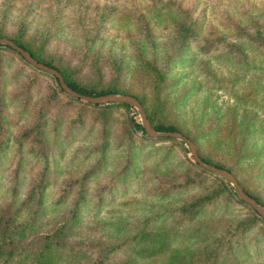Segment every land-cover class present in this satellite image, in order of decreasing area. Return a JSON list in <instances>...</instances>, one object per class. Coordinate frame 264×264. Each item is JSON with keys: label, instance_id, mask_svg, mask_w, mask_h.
<instances>
[{"label": "rangeland", "instance_id": "1", "mask_svg": "<svg viewBox=\"0 0 264 264\" xmlns=\"http://www.w3.org/2000/svg\"><path fill=\"white\" fill-rule=\"evenodd\" d=\"M20 23L53 65L139 96L264 202V0H0V34ZM131 118L68 98L0 48L6 245L34 251L58 233L53 264H166L173 249V264H264V224L185 143L143 138Z\"/></svg>", "mask_w": 264, "mask_h": 264}, {"label": "trees", "instance_id": "2", "mask_svg": "<svg viewBox=\"0 0 264 264\" xmlns=\"http://www.w3.org/2000/svg\"><path fill=\"white\" fill-rule=\"evenodd\" d=\"M24 35H25L24 24L20 23L18 28L16 29V35L14 37L5 36V35H2V34H0V37H5V38L13 41L17 46H19L23 50L27 51L29 53V55L33 59H35L37 62L43 63L44 65L55 69L61 75L64 83L70 89H72L73 91H75V92H77L79 94H83V95H87V96H100V95H106V94H110V93H119V94H124V95H129V96L134 97L139 102V104L141 105L147 120L149 121L151 127L154 130L159 131V132H174V131H176V132H179L182 135H184L186 138H188L194 144L198 157L204 163H206L208 165H212V166L217 167L219 169H224V170L228 171L229 173H231L234 176V178L236 179L237 183L242 188V190L248 196L253 198L258 204H260L262 207H264V202L262 201V199H260V197H258L256 194H254V193L250 192L249 190L245 189L240 184V182L237 180L236 176L231 171V169L227 168L226 166H224L223 164L219 163L218 161H215L214 159H212L209 156L201 155V153L199 152V149L196 146L195 141H194L193 138H191L189 135H187L186 133L181 131L179 129V127H177L176 125H174L172 123H165L161 119V117L157 114V111L152 109L154 107L151 106L150 108H148L145 105L144 100L142 98H140L139 96H137L135 94H130L128 92L120 91V90L113 89V88L97 90V89H95L92 86L80 83L79 81H77L73 77V73L68 68L55 66L49 60H47L45 58V56L41 53V47L33 46L28 40H26L24 38ZM1 47L14 52L22 60V58L15 51L10 49L9 47H4V46L0 45V48ZM27 65L30 66L29 64H27ZM150 67H151V70L153 71L155 77L158 80L162 81L163 78H164L163 72L160 69H158L155 64L150 65ZM44 74H46V73H44ZM46 75H48V74H46ZM51 78L54 80L55 85H56V87H57L59 92H61L64 95H66L68 98H71V99L76 100V101L83 102V101H81V100H79L77 98L69 97L66 93H64L60 89L57 80L54 79L53 77H51ZM155 88H157V85H155ZM84 103H86V102H84ZM86 104L99 107L100 109H107V108L112 107V106H120V107H124L126 109H131V110L133 109V107H131L129 105H126L124 103H108V104H100V105L99 104H91V103H86ZM133 112L136 113V111H134V110H133ZM130 123H131L132 131L138 132L141 135V137H143V138L154 140V141L175 140V139L169 138V137H167V138H152V137H150V136L145 134V131L143 130V128L141 126V122H135L134 119L131 118L130 119ZM179 142L181 144H184V142L181 141V140H179ZM191 161L193 162L192 158H191ZM193 164L196 167H198L194 162H193ZM199 169L201 171L206 172L205 170H203L201 168H199ZM221 181H223V184L225 185V187L227 186L229 188L228 189L229 191L231 190L230 191L231 195L235 199V201H237L241 205H244V206L248 207L241 200H239L237 198V195H236V192L234 190V187L231 188L230 183H228L227 181H224L222 179H221ZM40 189L41 188H40V185L38 183V185L36 187L32 188V191H31L30 194H34L35 192L39 193ZM209 199H210V195H201L199 197H196L188 205L184 206L182 208L181 212L183 214L186 212V213H189L191 215H194L200 209V206L205 201H208ZM248 209L252 212L254 219H258L261 223L264 224V220L263 219H261L259 216H257L249 207H248ZM1 236L2 235H0V264H53V257L50 256L51 255L50 252H51V248L55 244L54 243L55 239L58 237V233H56L55 235H52V234L45 235L44 238H43L42 243L39 246V248L34 250V251L26 250V249L24 251H22V250H19L18 248L10 247V246H8L6 244L9 243L11 245V241L5 242L4 238L1 237ZM153 237H154L153 239L156 241V243H158V247H155L154 252H157V248H159V250H162L161 247H163V248L165 247L163 245V243H164V241L166 239V236L162 237V236L154 235ZM177 253H178V251L176 249L171 250L170 254H169V256H168V258L166 260V264H173V262L175 260H177L176 259ZM183 259H187V256H183Z\"/></svg>", "mask_w": 264, "mask_h": 264}, {"label": "water", "instance_id": "3", "mask_svg": "<svg viewBox=\"0 0 264 264\" xmlns=\"http://www.w3.org/2000/svg\"><path fill=\"white\" fill-rule=\"evenodd\" d=\"M0 45L4 47H9L13 51H15L24 62L29 64L31 67L35 68L38 71L48 74L49 76L53 77L57 80L60 89L66 93L69 97L77 98L83 102L91 103V104H108V103H124L136 109L139 112L140 119H141V126L145 131V134L152 137V138H173L175 140L183 141L189 150V154L193 162L201 169L205 170L212 175H215L221 178L224 181L230 183L236 192L237 198L241 200L245 205H247L257 216L264 220V207L258 204L253 198L248 196L237 183L234 176L224 169H219L212 165H208L204 163L197 155L196 148L194 144L182 135L179 132H159L154 130L149 121L147 120L145 113L139 104V102L132 96L119 94V93H110L106 95L100 96H87L83 94H79L72 89H70L63 81L61 75L53 68L44 65L43 63L37 62L33 59L29 53L19 46H17L13 41L5 38L0 37Z\"/></svg>", "mask_w": 264, "mask_h": 264}]
</instances>
